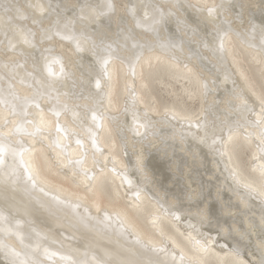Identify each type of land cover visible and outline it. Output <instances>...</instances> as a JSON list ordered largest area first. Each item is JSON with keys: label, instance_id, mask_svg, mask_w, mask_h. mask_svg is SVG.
<instances>
[{"label": "bare ground", "instance_id": "bare-ground-1", "mask_svg": "<svg viewBox=\"0 0 264 264\" xmlns=\"http://www.w3.org/2000/svg\"><path fill=\"white\" fill-rule=\"evenodd\" d=\"M35 2L0 0V135L15 153L6 154L3 171L16 172L14 188L4 191L0 187V212L9 218V223L0 225V228H11L10 232L0 230V245L3 246L0 248V264L10 262L11 257L5 255V249H15L20 253L16 259L26 260L32 258V249L38 243L44 264H93L94 259L107 258L105 253L115 254L116 251L134 254L132 258L136 259H160L169 264L172 255L176 257V264H180L181 254L185 264L217 259L216 255L206 256L198 251L195 241L209 242L214 253L229 262L258 264L260 236L259 229H253V225H259L264 214V196L260 194L264 192V175L259 170L264 160H260L257 148L259 129L252 122L260 113L257 96L264 85V58L257 51L261 38L259 34H251L249 24L259 25L264 19L260 0H183L186 4H225L220 19L230 22L231 32L222 59L219 55L213 56L200 43L214 35L211 24L206 28L201 24L197 36L191 32L185 35L178 29L175 19L159 36L139 28L135 30V40H128L126 45L120 37L119 55L124 59L122 62L113 58L108 64V75L104 74L103 60L108 54L103 47L77 52L75 44L68 40L57 38L51 44L46 42L44 46L53 49L51 55L61 59L65 72L70 75L60 78L59 92L41 89L42 96L33 100L38 86L33 80L36 74L32 58L21 55L26 46L18 45L15 53L8 49V40L12 39L14 30L31 27V21L15 17L14 12L6 14L2 5L15 3L26 7ZM41 2H51L54 6L60 4L62 15L76 21L70 25V30L77 36L84 32V36L89 37L93 28L89 26L85 30V25L80 23V6L88 4L99 11L105 0ZM131 2L156 3L166 8L169 0ZM180 15L191 20L206 16V13L182 8ZM140 16H143V10ZM115 32L113 25L109 43L118 39ZM181 40V46L171 47L169 44V41L178 43ZM113 47L116 48V44ZM141 53L142 58L137 62ZM35 56L39 57L38 51ZM197 67L203 69V78L209 84L206 96L200 94ZM53 72L59 77L58 64L53 65ZM97 80L100 81L99 88L96 87ZM73 94L77 99H72ZM81 94L84 97L91 95L99 103L79 99ZM241 99L247 100L248 107L253 110L245 111ZM230 101L233 107H230ZM36 103L39 108L35 107ZM63 104L78 113H82V106L87 104L95 107L98 115L105 114L106 130L97 138L101 151H96L89 140L91 113H88L87 122L81 123L71 111L65 113L62 110ZM57 111L59 117L54 114ZM145 112L149 118L147 121ZM134 114L139 123H148L147 129H139L146 133L144 139L129 130L135 127ZM173 114L179 118L173 119ZM109 116H117L124 127L127 149L112 131ZM196 116L207 117L209 132L215 125L216 138L226 142L223 156L200 143L198 138L204 136L203 129H197L194 123L190 126L182 119L191 117L194 121ZM57 120L72 135L65 137L63 132L57 133ZM237 124L243 127L229 141L227 126ZM17 128L21 131H15ZM244 131L253 133L252 138L245 140ZM181 135L183 143L180 142ZM77 139H82L83 147L76 144ZM211 139L210 136L209 144ZM141 154L150 183L144 182L135 167ZM77 160L82 164H76ZM80 168L90 170V174L94 169L99 178L94 183L103 182L105 189L111 190L113 195L102 197L91 191L85 192L83 183L79 180L73 182V171ZM26 169L31 171L35 187L28 181ZM192 181L203 186V195L213 209L210 221L203 224L188 215L187 201L183 207H169L176 203L174 194L191 185ZM54 198L66 202L58 206L55 215L45 210L57 208ZM75 204L80 207H72ZM97 204L101 209L99 212ZM86 206L94 218L88 229L79 224L76 215L84 213ZM177 211L180 220H175L172 215ZM105 212L110 219H104ZM98 220L103 222L98 223ZM249 230L251 236L241 239V234ZM137 238L141 243L136 242ZM225 245L227 248L223 247ZM153 247L167 249V255L149 251ZM232 248L239 250L238 258L225 256V252ZM43 249L53 255L45 256Z\"/></svg>", "mask_w": 264, "mask_h": 264}, {"label": "snow or ice", "instance_id": "snow-or-ice-1", "mask_svg": "<svg viewBox=\"0 0 264 264\" xmlns=\"http://www.w3.org/2000/svg\"><path fill=\"white\" fill-rule=\"evenodd\" d=\"M260 6L264 9V0H260ZM3 11L6 14H10L12 12L15 13V17H18L24 21H31V27H20L13 32L12 39L8 40V49L13 53L16 52L17 46L22 45L26 46L25 50L21 52V55H27L32 58L33 61V70L35 72V76H33V80L35 84L38 86L36 95L33 97V100H37L42 96L41 89L44 92H47L49 89L56 90L59 92L57 85L59 83L60 78L67 77L70 74L65 72V66L62 63L59 57L52 56L51 53L53 51L50 47H45V43L51 44L57 38L59 40L64 41L68 40L75 44V50L77 52H81L84 50H94L99 47H103L108 54V58L103 60L104 65V74L108 75V64L113 58L121 59L123 62V57L119 55V38L122 37L125 41V45L128 40H135L136 29L143 28L147 32H152L159 36L160 32L173 20L177 24L178 29L187 35L189 32L192 33L193 36H197L199 34L198 30L201 28V24L207 27L208 24L213 26V33L211 39H202L200 43L203 44V47L212 53L213 56L219 55L222 59L223 54L226 51L225 43L228 39L229 33L231 32V24L229 21L220 19V11L225 8V4H213V5H201V4H192V3H184L183 0H169L167 7L161 6L156 3H145V4H133L131 0H126V2L121 3L120 0H105L103 6H99L101 10H97L96 7L85 4L80 6V16L79 21L83 25H85V30L87 27L91 26L93 28L92 35L89 37L84 36V32H81L80 36L75 35L74 32L70 30V25L75 24V19H67L64 17L60 11L61 5L56 4L55 6L49 2L48 4H44L41 0H36L35 3H29L26 7L22 5H18L15 3L8 4L5 3L2 5ZM241 9L244 8V5H240ZM193 8L199 13H206V16H202L201 18H192L191 20L185 19L180 15V9ZM143 10V16H140V11ZM106 21V22H105ZM113 25H115L116 32L115 36L118 38L113 40L111 43L108 41L111 39V35L113 33ZM225 25H228L225 27ZM249 27L251 29V34L255 36L259 34L260 36V44L257 49L259 55L264 58V19L261 20L259 25L254 23H250ZM94 37V38H93ZM15 41V42H13ZM113 44H116V48L113 47ZM171 47H178L183 44V41L172 42L169 41ZM167 46V45H165ZM255 47L254 45H252ZM133 47H137L136 44H133ZM139 47L143 48L144 45H139ZM31 50V51H29ZM149 50H151L149 48ZM39 52V57L35 56V52ZM48 53V55H45ZM142 53L140 56H137V62L142 58ZM58 64L60 66V74L59 77L55 72H53V65ZM19 67V65H16ZM7 67V66H5ZM196 73L198 74V78L200 81V94L206 96L209 91V84L206 79L203 78V69L200 67L196 68ZM31 75V74H29ZM133 75H135V71L133 69ZM38 77V78H37ZM227 79V76L225 77ZM96 87H100V81H96ZM261 94L257 96V100L259 102L260 113L259 118L252 122V125L259 129L257 135V148L260 153V160H264V85H261ZM64 95H68L64 93ZM193 96L195 93L192 94ZM79 99H88L93 100L94 103H99L96 101L94 97L89 95L88 97H84L83 94L78 97ZM240 99L239 97H237ZM59 100V95L57 97ZM72 99H77L75 94H73ZM135 103V98L134 101ZM230 107L234 105L232 102H229ZM35 107L39 108V103L35 104ZM76 107H81L80 105H76ZM83 112L78 113L74 110V108L69 107L68 104L62 105V110L66 113L71 111L73 116L81 121V123L87 122L88 113H91V125L88 128V136L91 142V146L96 149V151H101V149L97 146V138L100 132H104L105 125L103 123L105 119V114L100 113L97 114V109L95 107H91L87 104L83 105ZM241 107L245 111H252L248 107L247 100L241 99ZM127 111V109L125 110ZM57 117L60 116V112L57 111L54 113ZM173 119H178L179 117L176 114L172 115ZM108 119L112 123V131L115 132L116 136L121 140L125 149H127V139L124 135V127L122 126L119 118L117 116H109ZM149 118L147 116V112H145V120L147 121ZM190 126L195 124L197 129H203L204 136L199 137V141L202 144L207 145L213 151H219L220 155H224L223 148L226 145V142L222 138H216V127L213 124L212 131L209 132V123L207 121V117L201 118L200 116H196L195 120L191 117H184ZM133 123L135 127L130 128L129 130L134 132L136 136H140L142 139L146 138V133H141L140 128H148V123H139L138 117L133 115ZM222 125L224 122H221ZM229 136L228 140L231 141L233 135L237 132H240L242 129V125L237 124L235 127L232 125H228ZM57 133L63 132L65 137L72 135L69 129L66 127H62L57 120L56 128ZM223 131V127L220 129ZM15 131H21L20 128H17ZM40 129L37 128V132ZM33 135V133H29ZM244 139L249 140L252 138L253 133L244 131L243 132ZM212 137L211 143L209 144V138ZM180 142H184V137L181 135ZM76 144L80 147H83L82 139H77ZM217 145L220 147L217 148ZM57 146L59 143L57 142ZM12 153L15 155L14 151L11 147L4 142L2 139V135H0V187L3 188L4 191H8L11 188H14L16 185V180L13 179L16 176L15 170L12 172L3 171L6 165L5 156L8 153ZM23 156V153L20 154ZM69 164H72V161L69 160ZM76 164H82V161L77 160ZM137 171L143 177L145 183H150L151 178L146 170V164L143 159V155L138 156L136 165ZM260 172L264 175V165L260 166ZM26 171H28L26 169ZM101 173H103L104 169H100ZM115 172V168L112 169ZM73 182H77L78 180L85 185V192H93L94 195L98 194L102 197H110L113 195L111 190L105 189L103 182L99 185L94 182L99 178L95 174V170H90L80 168L79 170H74L73 174ZM82 178V179H81ZM19 179V177H17ZM28 181L32 182L33 187L36 186L35 179L31 173L28 171ZM131 184V181H128ZM247 187V186H246ZM251 191H255V189H249ZM118 194V193H117ZM264 196V192L260 193ZM137 198H139V192L136 193ZM167 196V193H165ZM174 198L176 203L170 204L169 207H183L185 201L188 203V207L186 209L189 216L194 217L199 223L203 224L204 222L210 221L211 216L213 214V209L209 206L207 202V197L203 195V186L196 185L195 181H192V184L187 186L185 189L181 190L178 194H174ZM57 201V208L53 209L51 207L46 208V211H49L51 214L55 215V212L59 210V205H63L66 202L61 201L58 198H54ZM42 207H44L42 205ZM74 208H79V204L72 205ZM101 209L97 204V211L99 212ZM167 211V210H165ZM77 219L79 224L85 228H90V221L94 219L91 217L89 213V208L86 206L84 208V213H77ZM175 220H180V212L172 213ZM104 219H110L107 213L105 212ZM103 221H99L98 223H102ZM9 223V218L0 212V225H4ZM19 223V222H17ZM189 227L195 228L194 225H189ZM259 229V242L258 248L261 251V258L258 264H264V214L261 215L260 224L253 225V229ZM3 231H11V228H0ZM245 236H251V230L246 231L241 234V239ZM23 238L21 237V241ZM137 243H141L139 238H137ZM195 246L198 251L202 252L206 256L216 255V260H205L199 261L197 260L195 264H245L243 261L233 260L229 262L222 257H219L218 254L214 253L212 247L209 242L205 241L201 243L200 241H195ZM3 246L0 245V248ZM227 248V246H223ZM149 251L154 253L163 252L167 255V249L165 248H157L153 247L149 249ZM43 254L45 256H51L47 249H43ZM5 255L10 256L9 264H44V261L40 258L41 256V245L38 243L35 248L32 249V258L26 260L18 261L16 258L20 256V253L16 252L15 249H5ZM234 256L239 257L240 253L237 248H232L229 251L225 252V256ZM105 257H101L100 259H94L93 264H169V262L165 260H152L151 258L147 260H141L132 258L134 254H125L124 252L116 251L115 254L105 253ZM170 264H176V257L172 255V259ZM180 264H185V258L181 254L180 256ZM187 264H193L192 261H188ZM255 264V262H253Z\"/></svg>", "mask_w": 264, "mask_h": 264}]
</instances>
